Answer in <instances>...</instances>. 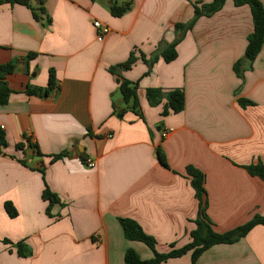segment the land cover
<instances>
[{"label":"crops","instance_id":"crops-1","mask_svg":"<svg viewBox=\"0 0 264 264\" xmlns=\"http://www.w3.org/2000/svg\"><path fill=\"white\" fill-rule=\"evenodd\" d=\"M212 1L31 0L45 11L39 20L30 7H0V65H15L12 94L0 106L7 140L0 264H125L129 249L153 259L148 247L125 238L121 219L153 237L159 253L183 248L199 214L188 167L205 176L206 214L216 232L264 217V181L247 169L264 165V43L253 62L245 59L251 10L228 0L186 32L176 30L193 20L195 4ZM112 4L130 7L114 17ZM96 21L110 29L103 42ZM179 38L177 58L166 63L161 52ZM131 54L129 70L111 71ZM51 72L55 87L29 95V88L49 87ZM122 79L137 87L139 114L123 100ZM149 89L183 90L184 110L163 116L166 100L150 105ZM46 187L58 204L43 199ZM20 242L29 256L18 255ZM165 264H191V254ZM199 264H264V224L206 250Z\"/></svg>","mask_w":264,"mask_h":264},{"label":"trees","instance_id":"trees-1","mask_svg":"<svg viewBox=\"0 0 264 264\" xmlns=\"http://www.w3.org/2000/svg\"><path fill=\"white\" fill-rule=\"evenodd\" d=\"M92 2L96 0H90ZM228 0H213L209 4L198 3L194 5V18L193 20L186 25L179 24L176 26L178 32L192 28L194 23L201 17H210L220 11L225 3ZM237 7L249 6L251 10L252 20H253V33L248 38V44L245 51V59L253 62L258 54L260 53L263 43H264V7L259 0H232ZM23 5L31 7V0H0V7L3 5ZM130 7V4L126 6H117L112 4L110 7L111 15L114 17H121L124 15ZM33 15L36 19H40L45 11L43 7L37 9L32 8ZM180 42V38L177 39L173 44L168 46L161 52V57L166 63H170L177 58V46ZM136 59L134 54H131L129 59L114 68H111V71L117 72V70H129ZM15 65L14 64H4L0 65V106L8 104L9 98L12 94V90L8 84V76L14 73ZM120 82V91L123 96L125 103H131V109L139 114V102L137 98V87L132 86V84L124 79L119 80ZM55 87V76L54 73H50L49 87L46 90L42 89H28L27 92L29 95L41 96L42 94H47L51 89ZM147 99L150 105L155 106L159 104L163 99L166 100L163 116L169 114H178L181 113L185 108V94L183 90H174L168 93H163L160 89H149L146 92ZM7 147V140L5 133L0 128V155L2 154V149ZM17 148H22L21 145H18ZM68 154L66 152L52 157V161L66 157ZM158 160L163 167H168L166 158L164 154L158 149ZM23 164H25L23 162ZM248 171L251 175L257 176L264 181V165L258 164L249 166ZM187 174L191 177V186L195 191V196L199 201V214L195 222L196 229L190 234L191 241L189 244L183 248H175L174 246L170 247V251L167 253H159L157 251V241L147 235L142 228L131 219H121L120 223L123 228L125 238L131 242H138L146 247H148L154 253V257L151 260L142 259L139 254L134 249H129L125 253V264H165L171 259H176L191 254V264H199V259L201 255L208 249L221 244H233L240 239L244 238L254 227L264 224V217H255L249 223L244 226L238 227L234 230L218 233L214 230L211 221L209 220L206 209L207 201L205 197V176L202 172L196 170L193 167L187 168ZM43 199L50 203V206L58 204L60 202L57 195L52 193L47 187L43 192ZM7 213L10 217H16L17 213L13 206L10 203L5 205ZM5 244H12L9 240H3ZM17 248V253L21 257L29 256L30 252L28 247L22 242L15 244Z\"/></svg>","mask_w":264,"mask_h":264},{"label":"built area","instance_id":"built-area-1","mask_svg":"<svg viewBox=\"0 0 264 264\" xmlns=\"http://www.w3.org/2000/svg\"><path fill=\"white\" fill-rule=\"evenodd\" d=\"M94 28L97 31V40L98 42H103L105 37L109 34L110 29L108 26L104 25L103 23L96 21L94 22ZM3 129V127H2ZM172 130L169 131H164L163 137H166L168 134H170ZM86 165L88 168H94L95 167V162L91 159L86 160Z\"/></svg>","mask_w":264,"mask_h":264},{"label":"rangeland","instance_id":"rangeland-1","mask_svg":"<svg viewBox=\"0 0 264 264\" xmlns=\"http://www.w3.org/2000/svg\"><path fill=\"white\" fill-rule=\"evenodd\" d=\"M5 239H6V238H5ZM3 240H4V239H3ZM3 240H1V242H2L3 244H5ZM7 240H8V239H7ZM7 245H9V244H7Z\"/></svg>","mask_w":264,"mask_h":264}]
</instances>
